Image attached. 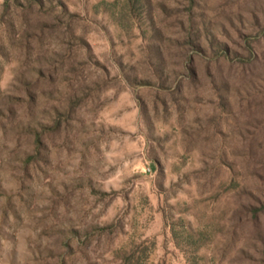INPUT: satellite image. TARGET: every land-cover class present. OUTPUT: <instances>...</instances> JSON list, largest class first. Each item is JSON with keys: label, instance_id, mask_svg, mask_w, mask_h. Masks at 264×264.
Listing matches in <instances>:
<instances>
[{"label": "rangeland", "instance_id": "374dc122", "mask_svg": "<svg viewBox=\"0 0 264 264\" xmlns=\"http://www.w3.org/2000/svg\"><path fill=\"white\" fill-rule=\"evenodd\" d=\"M0 264H264V0H0Z\"/></svg>", "mask_w": 264, "mask_h": 264}]
</instances>
